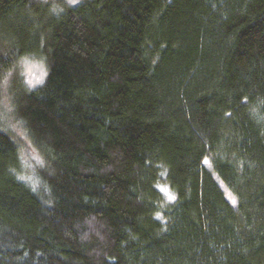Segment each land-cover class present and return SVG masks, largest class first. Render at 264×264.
<instances>
[{
	"label": "trees",
	"instance_id": "1",
	"mask_svg": "<svg viewBox=\"0 0 264 264\" xmlns=\"http://www.w3.org/2000/svg\"><path fill=\"white\" fill-rule=\"evenodd\" d=\"M4 87L0 264H264V0H0Z\"/></svg>",
	"mask_w": 264,
	"mask_h": 264
},
{
	"label": "rangeland",
	"instance_id": "2",
	"mask_svg": "<svg viewBox=\"0 0 264 264\" xmlns=\"http://www.w3.org/2000/svg\"><path fill=\"white\" fill-rule=\"evenodd\" d=\"M19 71L25 82L28 83L30 87L34 88L42 84L47 76L48 70L46 62L43 59L28 57L20 61ZM5 87L3 89V94H1L0 97V119L4 127L17 138L24 154L23 157L27 161L28 165L31 167L37 166L40 164V159L35 150L32 148L26 133L14 117L12 102Z\"/></svg>",
	"mask_w": 264,
	"mask_h": 264
}]
</instances>
